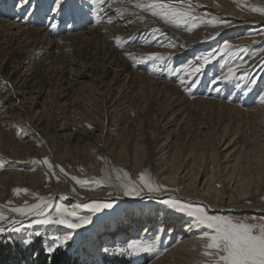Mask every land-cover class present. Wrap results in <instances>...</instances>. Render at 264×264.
I'll use <instances>...</instances> for the list:
<instances>
[{
	"label": "rangeland",
	"instance_id": "374dc122",
	"mask_svg": "<svg viewBox=\"0 0 264 264\" xmlns=\"http://www.w3.org/2000/svg\"><path fill=\"white\" fill-rule=\"evenodd\" d=\"M42 1L48 3L47 16L60 22L55 29L40 24V0H11L1 9L0 19L23 28H39L51 38L70 37L102 22L113 31L102 33L106 45L65 47L55 52V64L50 62V66L36 59L34 64L24 65L17 47L13 52L6 47L0 51V214L6 217L0 226L12 219L22 220V230L11 231L15 241L31 248L32 239L38 238L46 251L72 231L55 224L27 227L29 219L11 211L45 202L51 205L53 219L58 218L57 204L77 212V217L65 214L64 218L74 222L91 218V223L72 232L67 243L72 246L73 264H150L160 258L175 242L167 232L158 236L156 231L155 208L166 206L162 199L189 202L233 220L264 221V198L246 199L234 213L211 211L204 200H189L166 186L164 175L157 170L161 145H165L168 164L177 150L182 151V161L186 158L192 163L196 153H204L205 161L209 157L211 138L207 133L215 139L230 124L240 138L247 135L245 112L264 104V25L240 24L225 11L235 9L239 14L261 17L264 6L255 3L259 0H225L224 4L212 0L220 8L217 14L205 8L203 0H64L55 14L54 0ZM160 4L198 17L197 26L191 28V20L169 19ZM63 25L65 33L57 34ZM203 27L211 31L202 42L186 45L184 36ZM237 65L234 78L212 83ZM196 67L202 71L192 77ZM194 79L198 86H192ZM227 106L239 110L244 118L226 110ZM138 142L144 157L137 170L133 156L140 150ZM45 159L54 166L55 175L43 163ZM141 175L163 190L124 196V188L139 182ZM73 177L86 183L77 184ZM91 202H113V207L98 213L76 207ZM149 207L153 229L146 230L133 215L139 211L145 216ZM30 233L31 243H25ZM116 234L123 240H112ZM133 241L139 254L128 249ZM112 243H123L119 249L125 251H115V256L106 253V244ZM144 248L149 250L142 251Z\"/></svg>",
	"mask_w": 264,
	"mask_h": 264
},
{
	"label": "bare ground",
	"instance_id": "6f19581e",
	"mask_svg": "<svg viewBox=\"0 0 264 264\" xmlns=\"http://www.w3.org/2000/svg\"><path fill=\"white\" fill-rule=\"evenodd\" d=\"M221 1L224 4L225 0ZM10 2L11 0H4V4L0 5V11ZM39 3L43 4V8L38 10V18L43 20L40 24L50 26L51 23L59 26L60 22L58 19L54 20V18L47 16L45 13L46 9L49 8L48 3L42 0ZM255 3L264 6V0H259ZM203 6L216 14L217 10L219 11L220 9L214 5L212 0H203ZM228 8L231 9V6ZM234 10L225 11V14L233 15L231 19L235 22L240 24L255 22L264 25V16L239 14ZM8 21L0 19V51L3 47H6L8 52H13V49L17 47L22 54L21 60L24 65H29L36 59L37 62L50 66L55 54L65 49V47L76 49L90 44L96 46L106 45L105 38L107 37L103 36L104 34L102 35V33H106L104 30L113 31V29L106 28V24L103 25L102 22L96 24L97 26L95 27H87L85 32L70 37L51 38L49 37L50 34L47 35L39 28H23V25L20 27ZM210 31L208 28L203 27L201 30L185 35L186 45H196L202 42L201 40ZM56 33L63 35L65 26L58 27ZM218 106L222 107L221 105ZM225 108L231 111L232 114H235L234 112L240 113L235 108H229L228 106ZM244 115L247 116L245 123L247 135L243 139L237 135V128L235 127L236 129H234L230 124L221 128L215 139L212 138L214 135L210 134L208 130L209 133L207 135L211 138L209 142L211 146L209 149L210 154L206 161L204 153H196L192 163H189L186 158H183L182 161V158H180L182 151L177 150L178 153L172 156L168 164V161H164L168 156L165 155L167 153L164 148L165 145L159 146L158 153L160 157L157 162V170L160 175H164L163 183L178 190L181 196L189 200L196 198L204 200L211 211L234 213L239 208V204L245 202L246 199L249 201L254 198L255 200L256 198L262 200L264 198V104L254 110L246 111ZM239 117V119L244 118L241 113ZM218 127L216 126V132L219 131ZM138 145L142 153H139V150L137 156H133L135 157L136 162H134L137 170L140 169L144 157V149L140 143ZM205 147L207 146L205 145ZM190 154L189 156H191ZM126 155L124 157H127ZM134 155L136 154L134 153ZM164 155L166 158H164ZM168 168H170L169 172ZM134 212L133 218L140 226L145 227L146 230L153 229L151 207L146 210L145 216L140 215L142 213L139 211ZM155 213L158 221V229L156 230L158 236H162V232H167L168 238L174 239L175 242L173 241L174 243L171 247L160 258L153 260L150 264H207L208 261L215 259L214 256H205L203 254L206 251H212L206 248L207 239L201 235L206 230L205 227L193 219H185L181 213L176 212L173 214L170 208L160 204L155 208Z\"/></svg>",
	"mask_w": 264,
	"mask_h": 264
},
{
	"label": "snow or ice",
	"instance_id": "6c2138e0",
	"mask_svg": "<svg viewBox=\"0 0 264 264\" xmlns=\"http://www.w3.org/2000/svg\"><path fill=\"white\" fill-rule=\"evenodd\" d=\"M26 0H21V3ZM64 0H54L55 7L52 8L53 14L58 12ZM163 14L176 22L184 19L185 22L188 20L192 21L191 28H195L197 25L195 21L198 17H190L187 12H181L176 7H170L167 4L158 5ZM34 11V9H33ZM264 11V10H261ZM111 22V21H110ZM208 24L216 23L213 20H207ZM71 27V24L68 25ZM51 28L55 29L56 24H51ZM191 28L189 31H191ZM225 47H229L225 42ZM243 50V49H242ZM140 61H137L139 63ZM205 63H208V59L205 58ZM202 71L201 67H196L192 71V77H196ZM239 71V65L235 69L229 68L227 73L218 77L212 83L217 82L227 83L229 80L234 78ZM254 82V81H252ZM198 79H194L192 86H198ZM219 90V89H217ZM261 101L264 102V97H261ZM45 165H48L55 175L54 166L49 163L47 159L43 161ZM63 171V169H61ZM58 179V177H57ZM72 179L76 180L77 184L86 183L85 181L77 180L75 177ZM148 194H154L161 192L162 186H154L153 183L146 179L144 175L139 177V182H132L131 186L125 187L123 195L126 197H139L143 192ZM14 191L19 192L21 189H15ZM26 191V190H25ZM168 208L175 210L178 213L186 214L190 218L195 220L203 227L205 231L201 233L203 237H206L207 243L206 248L212 250L211 252H204L205 256L211 255L215 259L208 261L207 264H264V221L255 222H244L240 220H233L232 218L224 215L209 214L203 207L193 206L189 202H183L178 199H162L160 201ZM76 207H83L91 211L92 213L101 212L104 209H110L113 207V202H91L84 203L83 205H77ZM51 205L48 203H36L30 206L25 205L24 207L12 208L13 213H18L20 217L29 219L27 227L32 225H62L65 228L72 230L62 238H59L52 246L46 249V252L51 256L53 252L59 247L67 245L68 241L72 239V232L85 227L91 223V218H83L78 221L69 220L65 217V214L70 217H77L76 211L69 212L67 207L62 204L55 205V211L58 218L53 219L49 214ZM6 217L0 214V221H3ZM25 225L22 220L12 219L6 226H0V233L6 231L20 232ZM36 236L40 233L36 232ZM32 234H29V238L26 239L25 243H31ZM137 245L133 241L128 245V249L132 250L134 254H139L136 251ZM142 251H148V248L141 249ZM105 252H109L108 248L104 249ZM117 252L125 251L124 249H116Z\"/></svg>",
	"mask_w": 264,
	"mask_h": 264
},
{
	"label": "trees",
	"instance_id": "16d2710c",
	"mask_svg": "<svg viewBox=\"0 0 264 264\" xmlns=\"http://www.w3.org/2000/svg\"><path fill=\"white\" fill-rule=\"evenodd\" d=\"M34 244L31 248L21 246L14 240L13 232L0 233V264H73L74 253L71 244L58 248L49 256L42 247L38 238H33ZM123 243H112L108 247L110 255H117L116 249L122 247Z\"/></svg>",
	"mask_w": 264,
	"mask_h": 264
}]
</instances>
